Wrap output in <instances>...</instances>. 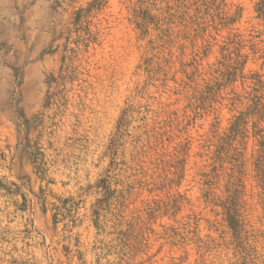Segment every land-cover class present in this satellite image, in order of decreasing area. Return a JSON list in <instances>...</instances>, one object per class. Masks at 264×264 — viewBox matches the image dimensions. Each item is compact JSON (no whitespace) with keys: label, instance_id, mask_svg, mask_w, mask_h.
<instances>
[{"label":"rangeland","instance_id":"obj_1","mask_svg":"<svg viewBox=\"0 0 264 264\" xmlns=\"http://www.w3.org/2000/svg\"><path fill=\"white\" fill-rule=\"evenodd\" d=\"M0 264H264V0H0Z\"/></svg>","mask_w":264,"mask_h":264}]
</instances>
